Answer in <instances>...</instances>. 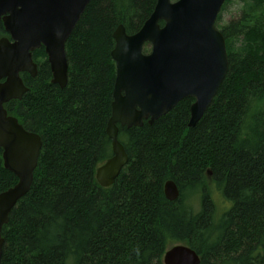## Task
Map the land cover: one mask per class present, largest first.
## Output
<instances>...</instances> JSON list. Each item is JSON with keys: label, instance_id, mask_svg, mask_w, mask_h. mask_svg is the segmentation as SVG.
<instances>
[{"label": "trees", "instance_id": "trees-1", "mask_svg": "<svg viewBox=\"0 0 264 264\" xmlns=\"http://www.w3.org/2000/svg\"><path fill=\"white\" fill-rule=\"evenodd\" d=\"M156 1L91 0L65 43L63 88L44 48L33 51L36 76L21 73L28 91L4 107L42 146L31 188L2 227L1 264H164L174 243L200 264H264V0H239L227 23L231 0L223 4L215 24L228 69L197 124L188 127L184 98L152 124L118 126L128 162L111 186L96 181L112 155L113 32L138 31ZM169 179L175 201L164 195ZM16 182L0 148V192Z\"/></svg>", "mask_w": 264, "mask_h": 264}, {"label": "water", "instance_id": "water-1", "mask_svg": "<svg viewBox=\"0 0 264 264\" xmlns=\"http://www.w3.org/2000/svg\"><path fill=\"white\" fill-rule=\"evenodd\" d=\"M90 1L0 0V22L10 37L0 38V148L4 167L17 178L13 186L0 192V264L2 227L31 188L42 146L40 135L26 130L4 104L20 100L28 91L20 73L36 76L32 53L40 47L47 55L51 82L65 87V43ZM225 1L157 0L135 33L127 34L122 24L116 27L111 51L116 72L106 125L112 155L96 169L100 186H111L128 162L118 140V126L152 124L184 98L193 99L188 127L201 119L228 69L225 39L215 24ZM146 43L151 47L149 53H143ZM179 193L172 179L164 183L167 200L175 201ZM163 263L200 264V257L179 243L165 251Z\"/></svg>", "mask_w": 264, "mask_h": 264}, {"label": "rangeland", "instance_id": "rangeland-1", "mask_svg": "<svg viewBox=\"0 0 264 264\" xmlns=\"http://www.w3.org/2000/svg\"><path fill=\"white\" fill-rule=\"evenodd\" d=\"M240 13V3L239 0H231L229 4L226 5L225 9L222 12V23H227L228 21L237 18ZM145 52L150 51V46L146 45L144 47ZM216 199H219V196L215 194Z\"/></svg>", "mask_w": 264, "mask_h": 264}, {"label": "flooded vegetation", "instance_id": "flooded-vegetation-1", "mask_svg": "<svg viewBox=\"0 0 264 264\" xmlns=\"http://www.w3.org/2000/svg\"><path fill=\"white\" fill-rule=\"evenodd\" d=\"M3 37V36H2ZM2 37H0V38H2ZM7 38H9V37H7Z\"/></svg>", "mask_w": 264, "mask_h": 264}]
</instances>
